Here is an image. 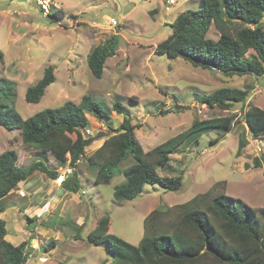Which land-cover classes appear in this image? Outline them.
Segmentation results:
<instances>
[{
	"label": "rangeland",
	"instance_id": "374dc122",
	"mask_svg": "<svg viewBox=\"0 0 264 264\" xmlns=\"http://www.w3.org/2000/svg\"><path fill=\"white\" fill-rule=\"evenodd\" d=\"M174 1L176 4L166 11L165 0H50L51 10L64 13L62 19L55 20L42 14L35 0H0V89L12 86L15 97L9 105L23 120L45 109L60 108L66 102L79 104L82 97L90 96L111 114L110 124L117 128L122 117L111 108L119 100L137 127L134 134L145 152L187 130L194 121L229 117L235 121L231 130L209 128L195 132L170 156L166 167L157 168L161 177H181L178 191L145 185L132 201L117 203L114 188L125 183L122 171L128 162L115 170L108 185H97L96 172L88 169L83 159L74 170L80 191L63 194L62 201L51 209L52 200L47 202L50 197L45 198L42 185L44 191L32 198L19 194L2 200L6 241L15 245L29 236L35 239L29 245L37 249L28 248L25 264H105L111 258L109 245L87 242V235L101 217L109 219V234L137 246L143 235V220L150 212L186 203L214 185V193H224L253 209H264V166H252L253 159L264 155V137L253 139L242 118L243 111L251 106L264 110V77H227L216 70L194 67L181 58L170 60L156 55L157 44L171 34L172 19L200 7V0ZM115 35V55L106 60L101 79H95L87 57ZM208 38L216 41L219 35L211 29ZM49 67L53 69L54 82L39 103H26L27 88L40 81ZM222 88L249 90L244 107L235 104L229 111H222L199 101L200 96ZM108 134L104 124L89 117L85 138L101 139L91 143L86 155L98 149ZM212 140L216 141L211 143ZM244 141L247 146L238 153L239 143ZM8 150L17 153L21 167L42 160L60 175L69 169L59 167L51 155L24 145L18 130L0 127V154ZM37 178L48 179L36 173L24 185L33 184ZM67 180L72 181L71 175ZM56 192L53 190L52 196ZM42 202L48 214L36 212ZM13 205L23 212L11 210ZM23 215L39 219L32 235ZM77 226H82L78 240ZM51 242L54 246L50 249Z\"/></svg>",
	"mask_w": 264,
	"mask_h": 264
},
{
	"label": "trees",
	"instance_id": "16d2710c",
	"mask_svg": "<svg viewBox=\"0 0 264 264\" xmlns=\"http://www.w3.org/2000/svg\"><path fill=\"white\" fill-rule=\"evenodd\" d=\"M199 6L176 17L170 25V36L157 44L155 54L170 60L181 58L194 67L216 70L227 77L251 75L257 80L264 77V0H201ZM46 16L60 20L64 13L52 9ZM211 29L219 35L216 41L208 38ZM117 37H111L89 53L87 66L95 79H101L106 60L115 55ZM54 80L53 69H45L40 81L27 88L26 103H39ZM248 96L249 90L222 88L200 96L199 101L210 109L229 111L235 104L244 107ZM14 97L10 84L1 87L0 127L18 130L24 145L51 155L59 167L69 168L68 178L71 175L72 181L67 178L61 185L65 193L80 191L74 170L83 159L88 169L96 172L97 185H108L115 170L128 162L122 171L125 183L114 188L117 203L132 201L145 185L178 191L181 177H161L157 168L166 167L170 156L195 132L209 128L231 130L235 124L233 117L194 121L187 130L145 152L134 134L137 127L119 100L114 102L111 112L122 117V121L113 128L111 114L90 96L82 97L79 104L66 102L60 108L45 109L26 120L10 107ZM89 117L104 124L109 134L98 149L86 155L91 143L101 139L85 138ZM242 118L253 139L264 137V110L251 106L243 111ZM246 146V141L239 143L238 153ZM252 166H264V155L253 159ZM35 173L52 181L59 176L42 160L21 167L14 150L0 154V264L27 261L25 249L32 237L16 246L6 241V223L1 218L5 207L1 201ZM214 191L215 185L186 203L150 212L143 220V235L137 246L109 234V219L104 216L87 235V242L93 246L109 245L111 258L105 264H264V209L250 208ZM23 218L27 231H34L39 219L26 215ZM81 228L77 226L75 230L76 240ZM53 246L51 242L48 247Z\"/></svg>",
	"mask_w": 264,
	"mask_h": 264
},
{
	"label": "crops",
	"instance_id": "0c3cea01",
	"mask_svg": "<svg viewBox=\"0 0 264 264\" xmlns=\"http://www.w3.org/2000/svg\"><path fill=\"white\" fill-rule=\"evenodd\" d=\"M189 3H191V2H193V0H187ZM201 1V0H200ZM200 1H199V4H198V6L200 5ZM165 2H166V0H165ZM165 2H164V5H165ZM176 4V3H175ZM197 6V7H198ZM181 14V13H180ZM179 15V14H178ZM177 15V16H178ZM176 16V17H177ZM176 17L175 18H173L172 19V22L176 19ZM68 170V169H67ZM60 175V174H59ZM36 176V173L32 176V177H35ZM32 177L30 178V180L32 179ZM45 177V176H44ZM42 179V178H41ZM47 179V178H46ZM29 181V180H28ZM28 181H26V182H28ZM26 182H24V183H26ZM24 183H20L18 186H17V188L15 189V190H13V191H11L10 193H9V195L7 196V197H10V196H16V195H19V194H25V195H27L29 198H32V196H37V195H39L40 193H41V191L43 190V188L42 187H40L41 185L44 187V189H45V191H46V197L45 198H48V197H50L49 199H47V202H50L51 200H52V198L54 197V196H52V191L54 190V191H56V190H58L59 188H61V187H59L58 185H56L55 184V181H52V180H48L47 179V181H44V178H43V180H40V178H37L36 179V181L33 183V184H30V185H27V186H25L24 185ZM49 183V184H48ZM36 186H38L39 188L38 189H36V190H33V191H31V189L32 188H34V187H36ZM46 188H47V190H46ZM44 191V190H43ZM63 193L64 194H66L65 192H64V190H63ZM48 196V197H47ZM49 200V201H48ZM60 202L62 201V199H60L59 200ZM42 204H44L43 202L42 203H39L38 204V206H39V208H37V213H39V214H42V213H47V210H46V205L44 206V205H42ZM35 205H37L36 203H35ZM11 210H17V212H19V210H20V208H16V206L15 205H13L12 206V208H11ZM25 210V214H27V210L26 209H24ZM48 214V213H47ZM3 215V214H2ZM43 216H45V214L43 215ZM42 216V217H43ZM3 220V219H2ZM4 221V220H3ZM8 235V234H7ZM6 239L8 240V237H6ZM27 240H29V237L27 238ZM23 241H25L24 239H22L20 242H18V244H20L21 242H23ZM17 243L14 245V246H16V245H18Z\"/></svg>",
	"mask_w": 264,
	"mask_h": 264
},
{
	"label": "built area",
	"instance_id": "2783aa9c",
	"mask_svg": "<svg viewBox=\"0 0 264 264\" xmlns=\"http://www.w3.org/2000/svg\"><path fill=\"white\" fill-rule=\"evenodd\" d=\"M35 2H36V5L39 7V10L41 11L42 14L47 15L50 12V10H51L50 9V0H35ZM174 4H175L174 0H167L165 10L166 11L169 10V8L171 6H173ZM111 23L113 26H116V24H117V22L114 20H112ZM261 148H262V146H261ZM69 173H70V170H67L65 174L59 175L58 178L55 180V184L58 186H61L62 183L68 178ZM30 232L32 235L33 231H30ZM34 240H35L34 238L30 239L29 244L35 242ZM29 244H28V247H26V249H25L26 258H28V251H29L28 248L29 247H30V249L31 248L37 249L36 245L33 244V246H31Z\"/></svg>",
	"mask_w": 264,
	"mask_h": 264
},
{
	"label": "water",
	"instance_id": "95a60500",
	"mask_svg": "<svg viewBox=\"0 0 264 264\" xmlns=\"http://www.w3.org/2000/svg\"><path fill=\"white\" fill-rule=\"evenodd\" d=\"M63 190L61 188H59L54 196V198L52 199L49 209H51L52 207H54V205L59 201V199L63 196Z\"/></svg>",
	"mask_w": 264,
	"mask_h": 264
},
{
	"label": "clouds",
	"instance_id": "9594fccd",
	"mask_svg": "<svg viewBox=\"0 0 264 264\" xmlns=\"http://www.w3.org/2000/svg\"><path fill=\"white\" fill-rule=\"evenodd\" d=\"M166 1H167V0H166ZM174 5H175V4H174ZM174 5H173V6H174ZM165 7H166V2H165V5H164V8H165ZM171 7H172V6H171ZM171 7H170V8H171ZM170 8H169V9H170ZM68 170H69V169H68Z\"/></svg>",
	"mask_w": 264,
	"mask_h": 264
}]
</instances>
